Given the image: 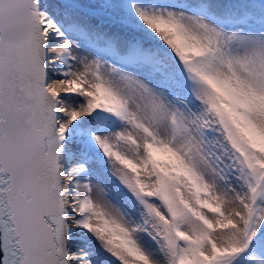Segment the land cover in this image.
Returning a JSON list of instances; mask_svg holds the SVG:
<instances>
[{
	"label": "snow or ice",
	"instance_id": "snow-or-ice-1",
	"mask_svg": "<svg viewBox=\"0 0 264 264\" xmlns=\"http://www.w3.org/2000/svg\"><path fill=\"white\" fill-rule=\"evenodd\" d=\"M0 264H264V0H0Z\"/></svg>",
	"mask_w": 264,
	"mask_h": 264
}]
</instances>
